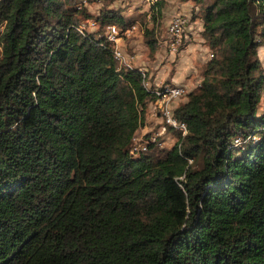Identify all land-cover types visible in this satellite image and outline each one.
I'll return each mask as SVG.
<instances>
[{"label": "trees", "instance_id": "16d2710c", "mask_svg": "<svg viewBox=\"0 0 264 264\" xmlns=\"http://www.w3.org/2000/svg\"><path fill=\"white\" fill-rule=\"evenodd\" d=\"M187 1L212 54L173 110L187 134L133 156L156 97L105 36L131 21L0 0V264H264V0Z\"/></svg>", "mask_w": 264, "mask_h": 264}, {"label": "built area", "instance_id": "2783aa9c", "mask_svg": "<svg viewBox=\"0 0 264 264\" xmlns=\"http://www.w3.org/2000/svg\"><path fill=\"white\" fill-rule=\"evenodd\" d=\"M85 3V0L81 2ZM92 26H96L95 22L91 23ZM188 24V19L185 16H174L168 25V46L171 52L179 50L180 45L184 41V32ZM4 23H0V30L2 31ZM137 27L134 24L128 25L125 28H119L116 25H109L106 28L105 36L107 41L113 47V56L115 60L129 69L133 67L128 62L125 53L119 46V41L125 36H130L131 33L136 30ZM78 31L83 33L84 28L79 26ZM212 54H209L211 57ZM142 76V82L145 90L152 95H155V100L151 102V116L156 118L159 122V126L150 130L146 129L145 125L140 128L132 138L129 153L133 156L146 153L149 151V146L152 145L155 148L168 147V134L172 132L175 136L174 143L177 141L178 136L184 137L187 134V125L184 121L178 120L173 114V110L181 99L186 95L187 90L183 86L165 84L161 86H154L150 83L146 70L140 69ZM171 143V144H172ZM242 141L238 138L234 139V145L240 146ZM192 160H188L190 164Z\"/></svg>", "mask_w": 264, "mask_h": 264}, {"label": "crops", "instance_id": "0c3cea01", "mask_svg": "<svg viewBox=\"0 0 264 264\" xmlns=\"http://www.w3.org/2000/svg\"><path fill=\"white\" fill-rule=\"evenodd\" d=\"M166 2V9L168 8L169 10L166 13L169 23L171 19L177 15L185 16L189 20L184 32V40L186 42H190V44L186 45L188 48L184 47L180 48V50L177 52H171L169 50L166 37L164 41L159 42L158 49L155 52L156 59H154V61H150L148 58H146V56H143V54H145L146 52L148 54V51L146 50L149 49L146 46H144L145 49H143L138 44L139 39L137 38V35H133L131 38L119 41V46L125 53V55L127 53V55L135 61V63L137 64L134 65L135 68L139 70H146L149 81L152 85H179L185 88H189V91H191L196 88L201 81V73H197V75L192 77L191 79L193 72L196 71L195 66L197 68H200L201 65L205 62L207 56L206 49L208 48V45L205 43V39L201 36L203 23L201 18H191L194 15V13H192L194 11V8L191 7L189 10L187 3H184L185 5L179 4L178 0H166ZM189 11L191 13H189ZM188 15L191 16L190 19L187 17ZM168 25L166 28V32L168 31ZM195 26H200L198 27L197 31H195ZM191 47L192 51H190L193 53L191 58H189L187 61V59L182 56H185L186 50H189V48ZM258 54L262 66L264 67V46L259 49ZM177 55L179 58L178 60H175V56ZM158 61L162 64L156 66V62ZM188 83H192V86L189 87ZM149 113H151V109ZM145 127L146 129L149 128L147 124H145Z\"/></svg>", "mask_w": 264, "mask_h": 264}, {"label": "rangeland", "instance_id": "374dc122", "mask_svg": "<svg viewBox=\"0 0 264 264\" xmlns=\"http://www.w3.org/2000/svg\"><path fill=\"white\" fill-rule=\"evenodd\" d=\"M82 1L83 0H78V2H77L78 7L80 5H82L81 7L85 9V12L92 16L91 20H84L81 17L79 18V26L83 27L84 31L93 32L97 28V26L93 27L91 24L92 22H95L93 20V17L97 16L99 14L100 10H102V9L112 8V9L121 11V14L124 15L127 19H129V21H131V23L129 25L134 24L137 27V29L134 30L130 36L124 35L120 41L127 39V38H131L133 35H137V38L139 39L138 44L143 49H145L144 46H146V47H148V46L144 42V34L143 33H144L146 28H152L154 26L156 28L157 44H156L155 48H149L148 47L149 50H146V51H148V54H147V52L145 54H143V56H146V58H148L150 61H154V59H156L155 52L158 49L159 42L164 41L166 39V37H167L166 40H168L166 28H167L169 21L167 19L166 13L169 10H168V8L166 9V6H167L166 0H162L164 3L163 7H158L159 14L156 15L155 20L152 18V15L155 13V11L152 10V6H153L152 4L154 3L155 0H94V1H90V2L85 0L86 4H84V3L81 4ZM178 2H179V4L187 3L189 10L191 7H193L194 11L192 13L196 14L197 16L200 15L201 9H203L202 5L197 6V5H195L192 2L187 1V0H178ZM189 13H191V12L189 11ZM187 17L190 19L191 16L188 15ZM198 27H200V26H195V31H197ZM0 32H1V30H0ZM188 44H190V42H186L184 40L182 42V44L180 45L179 50H180V48H184V47L186 48L187 47L186 45H188ZM191 49H192V47L189 48V50H186V52H185L186 55L182 56L185 59H187V61L192 56L193 52H191L192 51ZM179 50H177V51H179ZM177 51H175V52H177ZM189 51H190V53H189ZM206 53H207V56H206L205 62L209 59V54L211 53V50L209 49V47L206 49ZM126 58L132 67H134V65H137L135 63V61L132 60V58H130L127 55V53H126ZM178 58H179L178 55L175 56V60H178ZM205 62L203 64H205ZM161 64L162 63L159 61L156 62V66L161 65ZM203 64L201 65L200 68H197L195 66L196 71L193 72L191 79H192V77L196 76L197 73H201V68H202ZM188 85H189V87H191L192 83H188ZM185 89L187 90V92L190 90L189 88H185ZM184 99L182 98V100H184ZM263 110H264V90L262 91V97H261V100L257 106V114L259 115ZM147 116L148 117H147L146 124L150 128V130L152 131L159 126V122L157 121L158 119L156 120V118L151 116V113H148ZM174 138H175V136L172 135V132L168 134V143L169 144H168L167 148H169L171 146V143L173 142Z\"/></svg>", "mask_w": 264, "mask_h": 264}]
</instances>
